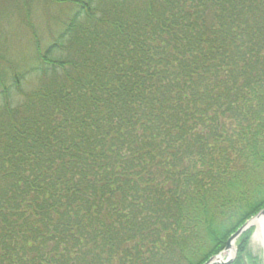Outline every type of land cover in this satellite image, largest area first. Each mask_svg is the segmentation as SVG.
<instances>
[{
  "label": "trees",
  "instance_id": "trees-1",
  "mask_svg": "<svg viewBox=\"0 0 264 264\" xmlns=\"http://www.w3.org/2000/svg\"><path fill=\"white\" fill-rule=\"evenodd\" d=\"M52 1L38 86L0 77V264H206L264 209V0Z\"/></svg>",
  "mask_w": 264,
  "mask_h": 264
},
{
  "label": "rangeland",
  "instance_id": "rangeland-1",
  "mask_svg": "<svg viewBox=\"0 0 264 264\" xmlns=\"http://www.w3.org/2000/svg\"><path fill=\"white\" fill-rule=\"evenodd\" d=\"M72 15L73 7L70 2L0 0V77L9 87L14 105L22 100V95L14 85V77L25 74L21 80V88L25 92L38 86V74L32 72L37 64V44L46 49L60 30L59 24ZM1 97L0 94V104ZM253 234L249 252L262 263L261 250L253 244ZM227 259L226 257L225 260Z\"/></svg>",
  "mask_w": 264,
  "mask_h": 264
},
{
  "label": "bare ground",
  "instance_id": "bare-ground-1",
  "mask_svg": "<svg viewBox=\"0 0 264 264\" xmlns=\"http://www.w3.org/2000/svg\"><path fill=\"white\" fill-rule=\"evenodd\" d=\"M251 228H254L253 244L261 250V258L264 259V216L254 219L250 223ZM236 252V241L231 242L230 247L221 255V261L225 258L234 257Z\"/></svg>",
  "mask_w": 264,
  "mask_h": 264
},
{
  "label": "water",
  "instance_id": "water-1",
  "mask_svg": "<svg viewBox=\"0 0 264 264\" xmlns=\"http://www.w3.org/2000/svg\"><path fill=\"white\" fill-rule=\"evenodd\" d=\"M264 216V209L255 217H253L251 220H249L236 234H234L228 241L227 243V246L225 248V250L220 253L219 255L215 256L214 258L210 259L206 264H231L235 259H236V256H237V249H236V252H235V255L234 257H231V258H228L227 260L225 261H221V255L229 249L230 247V244L231 242L233 241H237L238 238L246 231H248L251 226H250V223L254 220V219H257V218H260ZM262 264H264V259L262 260Z\"/></svg>",
  "mask_w": 264,
  "mask_h": 264
}]
</instances>
